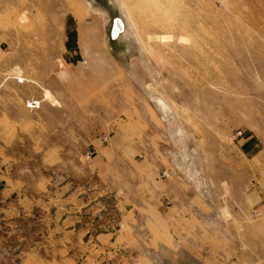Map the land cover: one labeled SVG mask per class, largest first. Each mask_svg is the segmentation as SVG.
Wrapping results in <instances>:
<instances>
[{
	"label": "rangeland",
	"instance_id": "374dc122",
	"mask_svg": "<svg viewBox=\"0 0 264 264\" xmlns=\"http://www.w3.org/2000/svg\"><path fill=\"white\" fill-rule=\"evenodd\" d=\"M88 20L113 69L74 47ZM0 38V264H152L137 204L174 179L264 259V0H0ZM77 65L104 77L88 95L58 78Z\"/></svg>",
	"mask_w": 264,
	"mask_h": 264
},
{
	"label": "crops",
	"instance_id": "0c3cea01",
	"mask_svg": "<svg viewBox=\"0 0 264 264\" xmlns=\"http://www.w3.org/2000/svg\"><path fill=\"white\" fill-rule=\"evenodd\" d=\"M85 23L83 24L85 26L80 25L75 30L72 42L79 56L90 60L91 64L94 61L91 68L99 64L100 70L104 72L113 69L111 60L102 51L106 47L98 42L96 22L88 20ZM0 42L5 41L0 38ZM74 68L58 74V78L71 96L88 95L97 85V80L104 78L98 76L95 71L79 68V65ZM114 144L104 148L106 155L109 156L110 153L111 158L128 157L133 167H136L134 160L138 156L148 159L144 145L137 150L128 148L119 156L120 150ZM153 173L156 174V171ZM152 191L151 198H144L142 203L139 200L137 204V221L151 225L153 229V249L147 251L152 264H264L263 258H252L247 261L241 257V247L227 239L224 242V236L220 233L210 234L208 214L212 205H209L210 202L203 197L202 192H198L191 183H183L177 179L169 182L156 181L153 183Z\"/></svg>",
	"mask_w": 264,
	"mask_h": 264
},
{
	"label": "bare ground",
	"instance_id": "6f19581e",
	"mask_svg": "<svg viewBox=\"0 0 264 264\" xmlns=\"http://www.w3.org/2000/svg\"><path fill=\"white\" fill-rule=\"evenodd\" d=\"M122 3V2H121ZM124 30V25H123V23H122V21L121 20H118L117 22H116V25H115V32H117L116 34H119L120 32H122ZM155 101L157 102V104L161 107V109H162V111L164 112V114H165V116H166V118H172L174 115V113H172V109L170 108V105L167 103V102H165L162 98H160V97H156L155 98ZM174 121H175V119H174ZM169 123H171L170 121H169ZM175 123H177L176 121H175ZM178 124V123H177ZM174 125L175 126V128L174 129H172V132H171V136H172V138L174 139V140H176V141H178V142H180L181 143V145L183 146V148L186 150L187 148H186V136L183 134V132L181 131V129L179 128V126L178 125ZM172 125V124H171ZM171 131V130H170ZM171 138V139H172ZM188 139V138H187ZM183 142V143H182ZM181 147V146H180ZM189 151V150H188ZM187 151V152H188ZM187 152L186 153H184L183 155H184V157L188 160V154H187ZM183 153V152H182ZM189 153V152H188ZM182 155V156H183ZM195 160V159H194ZM193 167H195V166H193ZM199 167V166H198ZM198 169V168H197Z\"/></svg>",
	"mask_w": 264,
	"mask_h": 264
},
{
	"label": "built area",
	"instance_id": "2783aa9c",
	"mask_svg": "<svg viewBox=\"0 0 264 264\" xmlns=\"http://www.w3.org/2000/svg\"><path fill=\"white\" fill-rule=\"evenodd\" d=\"M241 135V133L238 134V136Z\"/></svg>",
	"mask_w": 264,
	"mask_h": 264
}]
</instances>
